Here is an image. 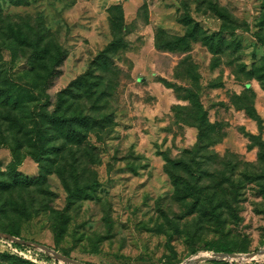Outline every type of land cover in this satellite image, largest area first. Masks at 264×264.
<instances>
[{"label": "rangeland", "instance_id": "rangeland-1", "mask_svg": "<svg viewBox=\"0 0 264 264\" xmlns=\"http://www.w3.org/2000/svg\"><path fill=\"white\" fill-rule=\"evenodd\" d=\"M17 38L18 57L8 49ZM116 39L124 46L98 66ZM263 40L264 0H0L4 75L19 81L37 45L58 46L66 57L42 103L53 111L63 94V109L98 121L81 143L53 134L42 164L0 104V252L62 264L3 232L15 230L84 264H264ZM86 73L89 83L72 86ZM196 96L212 124L198 163L187 152L199 142ZM166 155L208 172L203 205L176 191ZM15 173L35 183L12 182ZM77 185L90 197L71 198ZM222 237L235 262L205 246Z\"/></svg>", "mask_w": 264, "mask_h": 264}, {"label": "trees", "instance_id": "trees-1", "mask_svg": "<svg viewBox=\"0 0 264 264\" xmlns=\"http://www.w3.org/2000/svg\"><path fill=\"white\" fill-rule=\"evenodd\" d=\"M115 9H120V6L117 5ZM24 41H26L25 38H17L11 45L8 46V49L13 52V55L18 57L19 52L23 48ZM222 41L223 36L220 38V42L218 43V49L220 48ZM123 46L124 42L121 39L112 41L99 55V61H97L98 66L105 65L109 57V52L116 51ZM65 57L66 53H64L60 47H53L49 42H47L44 46L39 44L35 47L33 54L28 59L27 64L29 65V69H27L25 74L19 76L21 79H19L20 82L9 79L8 76L4 75L2 70H0V104L8 111L6 118L12 127L17 129V132L20 129L27 135L28 146L31 148L28 150V154L42 164L44 160H47L48 157L55 152V146L51 145L53 134L54 136L63 138L69 142L81 143L84 141L87 132L93 129L98 123L97 119L92 116L84 115L81 112L70 113L68 108L63 109V94L59 97L58 108L53 111H49L45 107L48 104V100L46 102L47 104L42 103L38 91L40 90L42 93L46 86L51 83L52 79L56 75V67L61 65ZM89 77V73H86L84 76H80L74 81L72 86L75 87L79 85L81 88L84 83L90 82ZM92 85L93 84L91 83V85L88 86ZM192 104L194 113L193 124L199 129V142L192 150H187V152L190 154L193 152L192 154L195 156L194 162L198 163L197 158L199 157V153L203 150L201 145H206L205 143L207 141L208 131L211 129L212 124L209 122L207 111L204 109L198 96H196V100H194ZM14 111H24L26 115L23 116V118L32 124L27 126L26 122H23L21 117L14 114ZM14 153L16 158H18L17 148H14ZM165 160L167 170L174 181L173 183L176 187V191L178 193H182L184 198L191 197L197 202H200V205H203L204 200L202 195L206 192L205 187L200 184V181L205 177V173L207 174L208 172L202 170L198 166H195V164L190 161L172 159L167 155L165 156ZM50 171L51 169L48 168L46 172L49 173ZM177 171H183L187 175L182 176L176 173ZM22 181L30 183L33 180H29L27 177H20L18 173H15L12 176V182ZM38 181L40 180H36V182ZM33 183L35 182L33 181ZM70 197L81 199V197H90V194L86 186L81 187L77 185L73 190H71ZM217 208V206H213L210 213L213 215L215 227L223 230V224L219 214L217 213ZM61 219L60 224L56 227L57 234L61 233L65 229V225L67 223V217L65 214L61 215ZM3 232L15 237H20L19 232L15 230ZM205 246L217 254H233L236 252V250L229 244V242H226L223 237L221 239H212L206 242ZM261 246L264 247V241L261 243ZM63 254L66 255L68 260L65 261L59 259V261L62 264H73L72 260L74 259L71 258L67 252H63ZM46 255L50 256L48 253ZM195 255H197V253L196 251H193L191 257ZM230 260L235 262L236 258H230ZM0 261L6 262V264H36L30 260L22 259L6 252H0ZM212 262L218 263L219 261ZM222 264L229 263L223 262Z\"/></svg>", "mask_w": 264, "mask_h": 264}, {"label": "water", "instance_id": "water-1", "mask_svg": "<svg viewBox=\"0 0 264 264\" xmlns=\"http://www.w3.org/2000/svg\"><path fill=\"white\" fill-rule=\"evenodd\" d=\"M0 235H1V233H0ZM8 237H10V238H12V239H14V240H16L17 242H20V243H28V244H31V245H34V246H41V247L44 248V250L46 251V253H48L49 255H53L54 254V255H57V257L59 259H62V260H65V261L68 260V258L66 256H64L62 254H58L56 251H54V250H52L50 248H47L46 246H43V245H41L39 243L30 242V241H24V240H21L20 238H17L15 236H8ZM218 255H221V254H218ZM229 256L231 258H235L237 256V254H229ZM217 258H219V256H216V257H205V256H202V257H199L196 260L217 259ZM191 261L193 262V261H195V259H192ZM72 263L73 264H84V263H82V262H80L78 260H72Z\"/></svg>", "mask_w": 264, "mask_h": 264}]
</instances>
